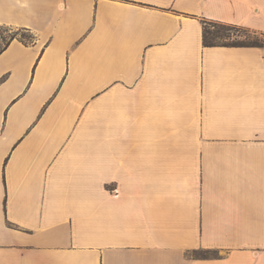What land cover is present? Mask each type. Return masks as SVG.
Masks as SVG:
<instances>
[{"label":"crops","instance_id":"crops-1","mask_svg":"<svg viewBox=\"0 0 264 264\" xmlns=\"http://www.w3.org/2000/svg\"><path fill=\"white\" fill-rule=\"evenodd\" d=\"M0 29V264H264V0H0Z\"/></svg>","mask_w":264,"mask_h":264},{"label":"trees","instance_id":"trees-1","mask_svg":"<svg viewBox=\"0 0 264 264\" xmlns=\"http://www.w3.org/2000/svg\"><path fill=\"white\" fill-rule=\"evenodd\" d=\"M212 23L216 29L214 31H210V29H207L205 26L206 23L203 25V32H202V42L205 46H215V45H223V46H258L262 44L263 37L261 39H255L254 41H233L228 42L230 40L229 32L233 29H240L242 31L248 32V33H254L249 31L248 29L237 27L233 25H226L222 23H215V22H209ZM18 35V33L11 34L8 38V40H11L15 38ZM20 36V35H19ZM21 41L27 43L31 41V36H29L28 39H25L23 37L19 38ZM8 40L3 39V46H0V51L8 44ZM194 259H208V258H215L216 252L215 251H209V250H199V251H193L190 254Z\"/></svg>","mask_w":264,"mask_h":264},{"label":"rangeland","instance_id":"rangeland-1","mask_svg":"<svg viewBox=\"0 0 264 264\" xmlns=\"http://www.w3.org/2000/svg\"><path fill=\"white\" fill-rule=\"evenodd\" d=\"M207 27V29H210V31H214L216 29V27L212 24V23H206L205 25ZM8 30V31H7ZM7 33H12V31L9 29H0V36L3 37L4 40H6V38L8 37ZM11 35V34H10ZM20 37H23L25 39L29 38V35L25 32L20 31L19 32ZM230 35V40H228V42H233V41H244V42H248V41H254L255 39H261L262 35L260 34H256V33H248L245 31H242L240 29H233L229 32ZM0 40V46L1 44H3V42Z\"/></svg>","mask_w":264,"mask_h":264}]
</instances>
